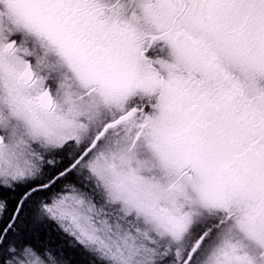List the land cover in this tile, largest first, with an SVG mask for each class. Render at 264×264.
<instances>
[{"label":"snow or ice","instance_id":"6c2138e0","mask_svg":"<svg viewBox=\"0 0 264 264\" xmlns=\"http://www.w3.org/2000/svg\"><path fill=\"white\" fill-rule=\"evenodd\" d=\"M0 264H264V0H0Z\"/></svg>","mask_w":264,"mask_h":264}]
</instances>
